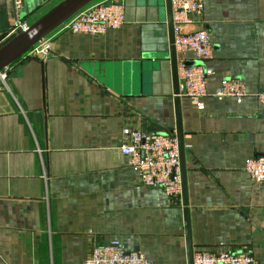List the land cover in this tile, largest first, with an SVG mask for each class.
I'll return each instance as SVG.
<instances>
[{
  "label": "crops",
  "instance_id": "0c3cea01",
  "mask_svg": "<svg viewBox=\"0 0 264 264\" xmlns=\"http://www.w3.org/2000/svg\"><path fill=\"white\" fill-rule=\"evenodd\" d=\"M62 0H0V47ZM126 22L106 33L61 25L8 67L0 85V264H84L118 239L151 264H190L183 196L144 184L120 151L124 129L176 135L165 0H122ZM188 30L207 29L214 69L199 109L180 96L189 226L195 251L253 249L264 262V182L245 169L264 155V0H204ZM194 65V64H193ZM244 80L242 102L218 98Z\"/></svg>",
  "mask_w": 264,
  "mask_h": 264
},
{
  "label": "built area",
  "instance_id": "2783aa9c",
  "mask_svg": "<svg viewBox=\"0 0 264 264\" xmlns=\"http://www.w3.org/2000/svg\"><path fill=\"white\" fill-rule=\"evenodd\" d=\"M18 7L21 0H13ZM175 47L178 53L193 52L198 59L208 60L213 56L211 33L204 28L188 30L194 22L193 15H200L204 10V0H172ZM126 22V6L122 0H94L62 25L65 30L99 36L109 29L121 27ZM29 24L18 21L12 34L26 30ZM51 50L48 40H43L31 49L33 56L45 59ZM214 69L206 64L189 65L185 58L178 57L179 95L188 97L199 109L205 107L202 98L208 94V81L214 75ZM9 71L0 70V85H7ZM248 90L241 78H222L215 96L222 99L233 97L242 102ZM255 96L264 106V89ZM126 142L120 151L131 156V166L139 173L142 182L148 186L163 188L169 197L179 198L182 194L180 170V150L178 138L171 133L147 132L125 128ZM245 169L252 180L264 182V155L247 158ZM194 264H264L256 258L249 246L239 250L195 251ZM84 264H151L140 250L127 249L118 239L109 244L99 243L92 249Z\"/></svg>",
  "mask_w": 264,
  "mask_h": 264
},
{
  "label": "water",
  "instance_id": "95a60500",
  "mask_svg": "<svg viewBox=\"0 0 264 264\" xmlns=\"http://www.w3.org/2000/svg\"><path fill=\"white\" fill-rule=\"evenodd\" d=\"M94 0H62L48 12L34 21L26 30H19V32L0 47V70L8 67L17 58L29 51L34 45L43 41L51 32L61 26L75 13L83 7L93 2ZM167 21L169 26L170 38V61L173 76L174 94L176 99V114H177V130L176 137L178 138L180 150V170L182 179V196L185 205V216L187 222L188 234V256L190 264L193 263V246L191 244V233L189 226V208H188V188L186 176V151L184 143V134L182 128L181 105L179 95V78H178V62L177 51L175 47V32L173 21V7L172 0H165ZM191 65L195 63H190ZM109 244V243H105Z\"/></svg>",
  "mask_w": 264,
  "mask_h": 264
}]
</instances>
